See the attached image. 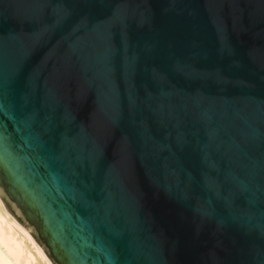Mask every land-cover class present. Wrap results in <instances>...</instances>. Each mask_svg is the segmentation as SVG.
Wrapping results in <instances>:
<instances>
[{"label": "water", "instance_id": "water-1", "mask_svg": "<svg viewBox=\"0 0 264 264\" xmlns=\"http://www.w3.org/2000/svg\"><path fill=\"white\" fill-rule=\"evenodd\" d=\"M0 199L52 264H264V0H0Z\"/></svg>", "mask_w": 264, "mask_h": 264}, {"label": "bare ground", "instance_id": "bare-ground-1", "mask_svg": "<svg viewBox=\"0 0 264 264\" xmlns=\"http://www.w3.org/2000/svg\"><path fill=\"white\" fill-rule=\"evenodd\" d=\"M1 201L0 199V264H52L40 245L6 211Z\"/></svg>", "mask_w": 264, "mask_h": 264}, {"label": "rangeland", "instance_id": "rangeland-1", "mask_svg": "<svg viewBox=\"0 0 264 264\" xmlns=\"http://www.w3.org/2000/svg\"><path fill=\"white\" fill-rule=\"evenodd\" d=\"M2 202V201H1ZM3 204V203H2ZM4 206V205H3ZM5 208V207H4ZM6 210V209H5ZM7 211V210H6ZM8 213V212H7ZM9 214V213H8ZM10 215V214H9ZM11 216V215H10ZM12 217V216H11Z\"/></svg>", "mask_w": 264, "mask_h": 264}]
</instances>
